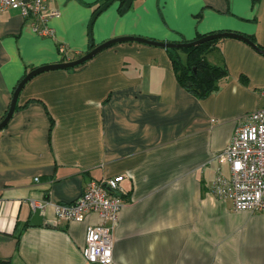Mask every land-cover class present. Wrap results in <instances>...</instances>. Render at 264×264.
Returning a JSON list of instances; mask_svg holds the SVG:
<instances>
[{
  "label": "crops",
  "instance_id": "1",
  "mask_svg": "<svg viewBox=\"0 0 264 264\" xmlns=\"http://www.w3.org/2000/svg\"><path fill=\"white\" fill-rule=\"evenodd\" d=\"M104 1L51 0L60 11L48 20L52 36L34 32L19 10H0V120L28 71L89 50L88 23ZM223 31L264 48V0H132L125 12L114 0L94 20L92 38L179 42ZM169 50L114 43L25 83L0 130V259L91 264L81 248L97 214L56 220L47 204L42 224L30 226V201L68 203L87 181L121 174L126 203L113 231L114 264H264V211L235 210L210 191L213 154L242 115L264 108V55L221 38L204 57L228 75L197 98L178 82Z\"/></svg>",
  "mask_w": 264,
  "mask_h": 264
},
{
  "label": "built area",
  "instance_id": "2",
  "mask_svg": "<svg viewBox=\"0 0 264 264\" xmlns=\"http://www.w3.org/2000/svg\"><path fill=\"white\" fill-rule=\"evenodd\" d=\"M51 0H0V10L17 9L24 21L41 36H52L48 20L60 14L50 7ZM59 50L64 52V47ZM216 163L211 193L222 201H230L235 210L264 211V108L242 115L230 142L212 156ZM222 164H227V174ZM37 180V178H35ZM123 175L87 181L81 193L71 202L31 200L33 209L44 211L50 204L56 220H84L87 214L99 217L96 224L86 226L81 254L91 264H114L113 231L119 213L126 203L120 182Z\"/></svg>",
  "mask_w": 264,
  "mask_h": 264
},
{
  "label": "water",
  "instance_id": "3",
  "mask_svg": "<svg viewBox=\"0 0 264 264\" xmlns=\"http://www.w3.org/2000/svg\"><path fill=\"white\" fill-rule=\"evenodd\" d=\"M113 1L114 0H107V1L103 2L99 6V8L93 13V15L91 16V19L88 23V47H89V50L86 53H84L82 56L75 58L73 60L61 61V62H55V63L43 64V65L37 66V67L31 69L30 71H28L21 78V80L18 82L16 88L13 91L8 110H7L6 114L4 115V117L0 120V130L8 123L9 119L11 118V116L15 110L18 95H19L21 89L23 88V86L25 85V83L29 79H31L33 76H35L41 72H44V71L54 70V69H70V68H74L76 66H79V65L83 64L84 62H86L87 60H89L90 58H92L94 55H96L98 52H100L104 48H106V47H108L114 43L129 41V42H139V43H143V44H147V45H151V46H155V47H162V48H168V49H183V48H187L190 46H194L197 44L207 42L209 40H213V39H217V38L230 37V38H236V39L242 40L243 42L247 43L252 48H254L256 51H258L259 53L264 55V48H261L260 46H258L256 43H254L252 40H250L244 34L234 32V31H223V32L208 33V34H205V35H203L197 39L191 40V41H179V42L158 41V40H154V39L145 38L142 36H119V37H115V38L105 40L104 42L95 45L93 38H92L93 22L96 19V17L102 11H104ZM131 3H132V0H123L122 5H120L121 12L127 11L129 9ZM42 222H43V218H42V215L40 214V210H39V208H35L28 224L30 226H39L42 224Z\"/></svg>",
  "mask_w": 264,
  "mask_h": 264
},
{
  "label": "trees",
  "instance_id": "4",
  "mask_svg": "<svg viewBox=\"0 0 264 264\" xmlns=\"http://www.w3.org/2000/svg\"><path fill=\"white\" fill-rule=\"evenodd\" d=\"M260 1L261 0H251V4L253 6L255 4H258ZM122 3L123 0H120V5H122ZM203 35H199L197 38ZM245 36H247L253 42L255 41L253 36ZM220 39L221 38H217L201 44L183 48L182 51L186 54L184 60L180 58L177 50H169L173 70L178 82L188 92H190L197 98H204L209 94L215 92L218 89L219 82L225 79L228 75L227 70L224 66L210 64L204 57V54L208 50H210L217 42H219ZM17 107L18 104L16 102L15 109ZM18 241L19 240L17 239V243ZM0 264H10V262L6 259H0Z\"/></svg>",
  "mask_w": 264,
  "mask_h": 264
},
{
  "label": "rangeland",
  "instance_id": "5",
  "mask_svg": "<svg viewBox=\"0 0 264 264\" xmlns=\"http://www.w3.org/2000/svg\"><path fill=\"white\" fill-rule=\"evenodd\" d=\"M174 50H177L178 53H183L182 49H174Z\"/></svg>",
  "mask_w": 264,
  "mask_h": 264
}]
</instances>
